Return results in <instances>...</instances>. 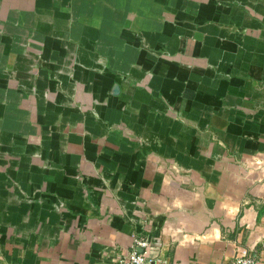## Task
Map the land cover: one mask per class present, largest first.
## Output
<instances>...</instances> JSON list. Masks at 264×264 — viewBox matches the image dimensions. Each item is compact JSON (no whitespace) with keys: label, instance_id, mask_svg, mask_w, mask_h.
Segmentation results:
<instances>
[{"label":"crops","instance_id":"crops-1","mask_svg":"<svg viewBox=\"0 0 264 264\" xmlns=\"http://www.w3.org/2000/svg\"><path fill=\"white\" fill-rule=\"evenodd\" d=\"M264 264V0H0V264Z\"/></svg>","mask_w":264,"mask_h":264},{"label":"built area","instance_id":"built-area-1","mask_svg":"<svg viewBox=\"0 0 264 264\" xmlns=\"http://www.w3.org/2000/svg\"><path fill=\"white\" fill-rule=\"evenodd\" d=\"M117 264H164L154 253L147 239L138 238L135 240L133 250L126 259L118 261ZM220 264H260V254L249 248L237 250L235 255Z\"/></svg>","mask_w":264,"mask_h":264}]
</instances>
